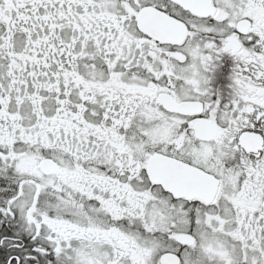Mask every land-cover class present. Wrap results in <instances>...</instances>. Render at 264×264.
I'll return each instance as SVG.
<instances>
[{
    "label": "snow or ice",
    "instance_id": "1",
    "mask_svg": "<svg viewBox=\"0 0 264 264\" xmlns=\"http://www.w3.org/2000/svg\"><path fill=\"white\" fill-rule=\"evenodd\" d=\"M0 264H264V0H0Z\"/></svg>",
    "mask_w": 264,
    "mask_h": 264
}]
</instances>
